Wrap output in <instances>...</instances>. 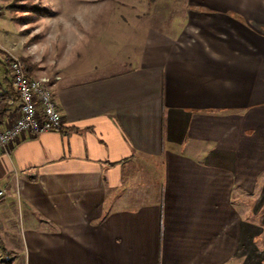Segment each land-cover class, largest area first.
I'll return each instance as SVG.
<instances>
[{"label":"crops","instance_id":"obj_1","mask_svg":"<svg viewBox=\"0 0 264 264\" xmlns=\"http://www.w3.org/2000/svg\"><path fill=\"white\" fill-rule=\"evenodd\" d=\"M156 2L128 63L81 49L43 74L61 126L0 152V230L21 216V252L0 264L264 260L243 202L264 194V0ZM4 55L0 127L19 104Z\"/></svg>","mask_w":264,"mask_h":264},{"label":"rangeland","instance_id":"obj_2","mask_svg":"<svg viewBox=\"0 0 264 264\" xmlns=\"http://www.w3.org/2000/svg\"><path fill=\"white\" fill-rule=\"evenodd\" d=\"M154 2L156 0H0V52L5 54L3 60L10 56L26 60L34 69L35 77L52 76L62 59L73 71L75 62H82L76 61L81 49L80 58L83 57L84 63L103 66L128 63L138 41L141 42L137 32L155 26ZM28 6L45 8L48 14L33 19L30 12H25ZM243 202L249 212L245 217L257 224V254L261 256L259 259H264V194L257 192ZM9 211L11 221L2 220L4 228L0 230V240L6 245L0 242V251L19 254L21 216L15 205ZM12 223L16 228L13 232ZM259 264H264V260Z\"/></svg>","mask_w":264,"mask_h":264},{"label":"built area","instance_id":"obj_3","mask_svg":"<svg viewBox=\"0 0 264 264\" xmlns=\"http://www.w3.org/2000/svg\"><path fill=\"white\" fill-rule=\"evenodd\" d=\"M3 79L10 80L13 87L10 104L19 101L18 108L9 118L2 121L0 127V152H7L16 138L24 133L36 136L48 131L58 130L61 116L52 98L50 79L42 76L33 78L24 64L15 57L4 58ZM58 79V78H56ZM14 96V97H13ZM5 94L0 86V113ZM1 122V121H0ZM33 176V174H29ZM15 181L18 194L19 173L14 171L9 182ZM6 195V189L0 188V200Z\"/></svg>","mask_w":264,"mask_h":264},{"label":"trees","instance_id":"obj_4","mask_svg":"<svg viewBox=\"0 0 264 264\" xmlns=\"http://www.w3.org/2000/svg\"><path fill=\"white\" fill-rule=\"evenodd\" d=\"M29 7V8H28ZM26 8H28V10H26L25 12H30L31 16L33 19H36L37 16H46L48 14V10L45 9V8H42V7H39V6H28ZM20 9H23L25 7H19ZM20 61L24 64L27 72L30 74V75H34L35 71L34 69L32 68V66H28V64L26 63V60H23V59H20Z\"/></svg>","mask_w":264,"mask_h":264},{"label":"bare ground","instance_id":"obj_5","mask_svg":"<svg viewBox=\"0 0 264 264\" xmlns=\"http://www.w3.org/2000/svg\"><path fill=\"white\" fill-rule=\"evenodd\" d=\"M18 59V58H17ZM20 62V61H19ZM33 78H41V77H35V76H32Z\"/></svg>","mask_w":264,"mask_h":264}]
</instances>
